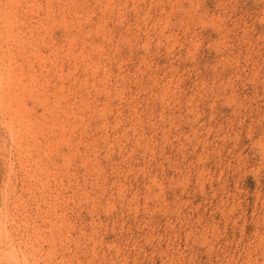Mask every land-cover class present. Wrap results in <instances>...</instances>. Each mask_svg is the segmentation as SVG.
Instances as JSON below:
<instances>
[{"label": "rangeland", "instance_id": "rangeland-1", "mask_svg": "<svg viewBox=\"0 0 264 264\" xmlns=\"http://www.w3.org/2000/svg\"><path fill=\"white\" fill-rule=\"evenodd\" d=\"M0 92V264H264V0H0Z\"/></svg>", "mask_w": 264, "mask_h": 264}, {"label": "bare ground", "instance_id": "bare-ground-1", "mask_svg": "<svg viewBox=\"0 0 264 264\" xmlns=\"http://www.w3.org/2000/svg\"><path fill=\"white\" fill-rule=\"evenodd\" d=\"M9 79V78H8ZM2 85V84H1ZM1 93V92H0ZM1 97H2V95H1ZM4 98V97H3ZM7 108V107H6ZM12 122V121H11ZM11 127V126H10ZM13 128V127H12ZM12 130V129H11ZM12 134H13V132H12ZM17 135V134H16ZM18 146V145H17ZM5 228V227H4ZM3 228V229H4ZM6 232V231H5ZM11 249V248H10ZM26 259V258H25ZM23 260V259H22Z\"/></svg>", "mask_w": 264, "mask_h": 264}]
</instances>
